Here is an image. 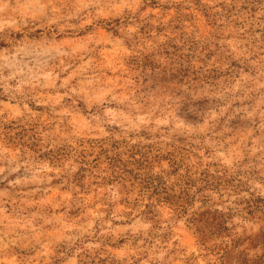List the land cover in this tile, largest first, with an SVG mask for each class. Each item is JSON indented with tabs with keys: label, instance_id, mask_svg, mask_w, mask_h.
<instances>
[{
	"label": "rangeland",
	"instance_id": "1",
	"mask_svg": "<svg viewBox=\"0 0 264 264\" xmlns=\"http://www.w3.org/2000/svg\"><path fill=\"white\" fill-rule=\"evenodd\" d=\"M0 264H264V0H0Z\"/></svg>",
	"mask_w": 264,
	"mask_h": 264
}]
</instances>
